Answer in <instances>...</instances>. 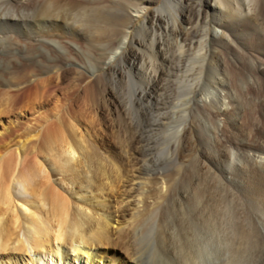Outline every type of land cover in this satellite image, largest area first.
I'll list each match as a JSON object with an SVG mask.
<instances>
[{
    "label": "bare ground",
    "instance_id": "bare-ground-1",
    "mask_svg": "<svg viewBox=\"0 0 264 264\" xmlns=\"http://www.w3.org/2000/svg\"><path fill=\"white\" fill-rule=\"evenodd\" d=\"M95 1L0 0L1 32L24 36L0 38V264H143L133 233L152 211L158 264H264V0H172L171 20L161 0H106L126 16L92 64V52L79 62L61 49L76 41L54 37L65 28L83 36L67 19ZM33 21L54 37L31 35ZM171 44L205 51V68L182 79L189 90L173 153L181 170L148 176L132 154L117 156L110 138L126 140L128 152L145 139L136 127L146 120L137 124L128 106L145 114L146 96L179 93ZM131 77L145 87L128 103L117 86ZM57 103L74 118L67 135L22 125L24 107L28 117ZM37 139L40 155H31ZM97 152L115 155L104 162Z\"/></svg>",
    "mask_w": 264,
    "mask_h": 264
},
{
    "label": "rangeland",
    "instance_id": "rangeland-1",
    "mask_svg": "<svg viewBox=\"0 0 264 264\" xmlns=\"http://www.w3.org/2000/svg\"><path fill=\"white\" fill-rule=\"evenodd\" d=\"M161 4L159 7V12L161 13L162 16H164L166 19H172V14L174 12L172 7V0H161ZM244 1V0H243ZM242 1V2H243ZM105 2L106 0H102V1H95L93 3H89L86 4V6L84 7V10L81 11H77L76 13L73 12L72 17H68L67 22H69V24H72L71 26L73 27H77V30H79L81 33L83 32V36H81L80 38L77 37L75 38L74 35L71 34V31L66 29L63 30V34L60 36H52L50 37L49 35H52L53 32H55L53 29H50V27H48V23H46L45 25H39L37 23V21H33V27H31L30 32L31 35L38 37L39 39L42 40H46V39H50V38H62L66 41H76V46H64L62 45L61 49L63 52H65L66 54L72 55L77 61L79 60V62L82 61H86L87 63V58L85 57L87 55L86 53V49L89 50L90 52H92L93 54V61L92 64H94L95 62L101 61L102 59H104L105 57L102 56V52H104L103 49V43H104V35H108L111 34L113 32V30L121 23V21H123L125 19L126 16V11L120 6L117 5H113V4H108L106 3L105 6ZM95 5V6H94ZM109 5V6H108ZM94 8H93V7ZM90 7V8H89ZM101 7V8H100ZM107 7V8H106ZM92 8V9H91ZM97 8H99L97 10ZM102 9V10H101ZM172 9V10H171ZM107 17V18H106ZM112 17V18H111ZM110 18V19H109ZM72 19V20H71ZM109 21V22H108ZM211 22H213V19H211ZM96 23V24H95ZM68 24V25H69ZM100 24V25H99ZM114 26H113V25ZM36 25V26H35ZM99 25V27H98ZM105 25V26H104ZM95 26V27H94ZM101 26V27H100ZM47 27V28H46ZM97 27V28H96ZM111 27V28H110ZM45 28V29H44ZM4 29V28H3ZM43 29V30H42ZM81 29V30H80ZM107 29V30H106ZM39 30V31H38ZM92 30V32H91ZM99 30V31H98ZM59 31V30H58ZM65 31V32H64ZM67 31V32H66ZM101 31V32H100ZM107 31V32H106ZM12 33H15L12 36ZM96 35H95V34ZM104 33V34H103ZM107 33V34H105ZM36 34V35H35ZM91 34V35H90ZM103 34V35H102ZM48 35V36H45ZM95 35V36H94ZM100 35V36H99ZM46 37V38H45ZM72 37V38H71ZM87 37V38H86ZM102 37V38H101ZM0 38L2 40H4V38H6L5 40H15V39H24V36L22 35L21 32H17V31H12V32H6L3 30V32H1V28H0ZM85 38V39H84ZM92 38V39H91ZM79 39V40H78ZM89 39V40H88ZM96 41H95V40ZM0 40V41H2ZM84 41V42H83ZM96 43V44H95ZM98 43V45H97ZM62 44V43H61ZM85 44V45H84ZM90 44V46H89ZM92 44V45H91ZM49 47V46H48ZM48 47L45 45L43 46V49L46 51L48 50ZM67 50V51H66ZM69 50V52H68ZM199 50V52H201V55H199V52L196 53V51H192V50H188L186 47L183 48H178L177 46H174V44H171L169 47V59H171V61H174L176 63L179 64L180 66V71L178 73H181L182 78L178 79V86H179V93L175 96H169L167 93L165 94V92L163 93L162 89L158 90L156 92V95L150 94L148 96L145 97V114L144 112L141 110V107L136 108V105H134V107L137 109H135L133 106H128L131 110V116L133 119H138L137 124L139 123L140 120H145V122L143 123L142 126H138L136 127V129L138 130V132L142 135H144V140L143 142L140 143H136L134 145V147L132 149H128V152L125 151V147H126V140H124V142L122 140H119V138L117 139L116 137L110 138V142L113 145V151L115 152V154L117 156H121V157H133L136 158L139 161V164L141 166V171L142 173H144L145 175L148 176H153L156 173H159L163 176L168 177L169 176H173V174L175 175L176 173H178L181 170V167L178 166L179 165V160L177 161V159H175L173 153H174V144H176V133L175 132V128L176 126L182 122L184 120V117H182V113H181V108H182V100L184 98V95L186 92H188L189 90V82H184L182 79L185 78V73L187 72V69L191 68L193 70V77L196 78V76L198 75V71L201 70L203 73V68L205 65V60L204 58L205 56V51H201V49H196ZM71 53V54H70ZM148 55V56H147ZM145 56L149 57L148 52L145 54ZM199 62V63H198ZM202 65H201V64ZM200 65V66H199ZM199 66V67H198ZM196 74V75H195ZM165 79H168L169 81L173 78L171 76H169L168 74L164 76ZM135 81V78L131 77L128 80H124L121 81V83L117 86V89L119 92H121V96L122 97H126L125 99H127L128 103H130L131 100H134V96H132V91L133 88L137 85L140 86H144L145 84L143 82H138ZM140 83V84H139ZM143 83V84H142ZM131 87H130V86ZM134 85V86H133ZM101 85L99 84V87ZM129 86V87H128ZM149 86V85H148ZM120 87V89H119ZM122 88V89H121ZM125 88V89H123ZM29 86L26 89V93H28L29 90ZM186 89V90H185ZM188 89V90H187ZM162 91V92H161ZM30 92V90H29ZM130 92V93H129ZM159 92V93H158ZM127 93L130 95H127ZM162 93V94H161ZM123 94V95H122ZM158 94V95H157ZM161 94V95H159ZM164 94V95H163ZM153 95V96H152ZM166 95V96H165ZM183 95V96H182ZM152 97V99L150 98ZM156 97L158 99H156ZM162 97V98H161ZM169 97V100H168ZM149 98V99H148ZM182 98V99H181ZM130 99V100H129ZM168 100L166 102V100ZM174 101H173V100ZM161 100V101H160ZM154 101V104H153ZM160 101V102H159ZM170 101V102H169ZM148 102V103H147ZM160 103V104H159ZM32 105H29L30 107L34 106V103H31ZM157 104V105H156ZM164 106H163V105ZM129 105V104H128ZM148 105V106H147ZM151 105V106H150ZM162 105V106H160ZM153 106V107H152ZM165 107V108H164ZM25 108V109H24ZM22 110V112H17L20 118L22 119V122L26 128L31 129L34 128L33 126L35 124H40L38 125V128L35 129V131H32V133H37L39 131V134L43 131L47 129V132L52 135H56L58 134V130L61 132H59V134H65L67 135L68 132L67 131V127H66V121L72 122L74 123V118L71 114V112H69V109H66L65 106L60 107L57 103L56 106L54 105H49L46 106L45 108H42L41 110H39L40 112H37L35 114L24 116L23 111L30 113V110H28L26 107H24ZM56 108V109H55ZM154 108V109H153ZM64 110L62 112V110ZM161 109V110H160ZM27 110V111H26ZM69 110V111H68ZM151 110V111H150ZM158 110V111H157ZM66 111V112H65ZM158 113H157V112ZM161 111V112H160ZM165 111V112H164ZM46 112V113H44ZM134 112V113H133ZM150 112V113H149ZM160 112V114H159ZM156 115H154V114ZM243 117H247L248 113L245 111L243 112ZM61 114V115H60ZM64 117H63V115ZM44 115V116H43ZM57 119H55V117ZM134 115V116H133ZM154 115V116H153ZM161 115V116H160ZM60 116V117H59ZM164 116V117H162ZM33 117V118H32ZM45 117V118H44ZM48 117V118H47ZM54 117V118H53ZM72 119H69V118ZM155 117H157L156 119H154ZM174 117V118H173ZM32 118V119H31ZM41 118V119H40ZM43 118V120H42ZM148 118V119H147ZM59 119H61L59 121ZM161 119V120H160ZM247 119V118H246ZM32 120V122H31ZM38 122H37V121ZM49 123H51V126ZM73 120V121H72ZM158 122H157V121ZM36 121V122H35ZM47 123H46V122ZM51 121V122H50ZM56 123H54V122ZM147 121V122H146ZM28 122V123H27ZM44 122V123H43ZM53 122V123H52ZM62 124H61V123ZM136 122V121H135ZM135 122L132 123V125H137L135 124ZM153 122V123H152ZM157 122V123H156ZM165 122V123H162ZM58 123V124H57ZM26 124V125H25ZM29 124V125H28ZM55 124V125H54ZM57 124V125H56ZM60 124V125H59ZM145 124V125H144ZM163 124V125H162ZM175 124H177L175 126ZM31 125V127H30ZM54 125V127H53ZM158 125V126H157ZM42 126V127H41ZM44 126V128H43ZM46 126V127H45ZM49 126V127H48ZM64 126V127H63ZM60 127V128H59ZM142 127V128H141ZM153 129H151V128ZM64 128V129H63ZM43 129V130H42ZM49 129V130H48ZM55 129H56V133H55ZM58 129V130H57ZM147 130V131H146ZM148 132V133H147ZM33 133V134H34ZM155 133V134H154ZM50 134V135H51ZM148 136H147V135ZM151 136V137H150ZM153 137V139H152ZM84 138V137H83ZM115 138V139H114ZM147 138V139H146ZM151 138V140L149 139ZM41 139H37L34 142H30L29 143V153L31 155H40L39 154V145ZM117 140V141H116ZM174 140V141H173ZM116 141V142H115ZM146 141V142H145ZM122 142V143H121ZM151 142V144H149ZM38 143V144H37ZM117 143V144H116ZM120 143V144H119ZM125 146H124V145ZM173 144V145H172ZM142 145V147H141ZM122 146V147H121ZM152 149H151V148ZM38 148V150H37ZM138 148V149H137ZM124 151H123V150ZM150 149V150H148ZM120 150V151H119ZM1 151V150H0ZM148 151V152H146ZM133 152V153H132ZM36 153V154H35ZM102 153V152H101ZM98 153L96 154L97 158H99L100 160L105 161V157L107 158L108 156H110V154H114L112 152H107V153ZM141 153V154H140ZM143 153V154H142ZM29 154V155H30ZM104 154V155H103ZM114 154V155H115ZM132 154V155H131ZM135 155L137 157H135ZM140 155V156H139ZM235 154H233V156L231 157V161L232 160H236L234 159ZM100 156V157H99ZM103 156V157H102ZM141 157V158H140ZM104 158V159H103ZM149 158V159H147ZM164 158V159H163ZM151 159V160H150ZM157 159V160H156ZM146 161V162H145ZM145 167V168H144ZM156 168V169H155ZM179 168V169H178ZM163 170V171H162ZM155 171V172H154ZM162 171V172H161ZM176 172V173H175ZM167 173V174H166ZM171 173V174H170ZM166 174V175H165ZM151 182V181H149ZM151 185V183H148ZM154 215V216H152ZM145 220L141 221L137 226V229L135 230V232L133 233V240H135L134 243V248L137 250L140 254H141V260L143 262V264H158L160 259L162 258V254H163V249L162 248V241L160 240V218L159 215L157 214V212H150V214L146 215ZM153 222V223H152ZM144 223V224H143ZM147 223V224H145ZM159 223V224H158ZM147 225V226H146ZM149 225V226H148ZM140 226V227H139ZM144 227V229L142 228ZM147 227V228H146ZM146 228V229H145ZM140 229V230H139ZM159 229V230H158ZM138 230V231H137ZM142 230V231H141ZM144 230V231H143ZM152 230V231H151ZM146 231V233H144ZM137 232V233H136ZM152 232V233H151ZM144 233V234H143ZM148 234V235H147ZM141 235V236H140ZM138 236V237H137ZM150 236V237H149ZM143 237V239L141 238ZM145 237V238H144ZM147 237V238H146ZM137 238V239H135ZM139 238V241H138ZM151 240H150V239ZM137 240V241H136ZM145 240V241H144ZM150 240V241H149ZM156 240V241H155ZM160 240V241H159ZM142 241V242H141ZM137 242V243H136ZM147 242V243H146ZM143 243V244H142ZM146 243V244H145ZM157 243V244H155ZM160 243V244H159ZM150 244V245H149ZM141 245V246H140ZM143 245V246H142ZM156 245V246H155ZM137 246H140L138 248H136ZM145 246H148L145 247ZM145 247V248H144ZM151 247V249H150ZM144 249V250H142ZM150 250V251H149ZM152 250V251H151ZM144 253H143V252ZM154 251V252H153ZM148 252V253H147ZM147 253V254H146ZM155 253V254H154ZM143 254V255H142ZM164 255V254H163ZM150 256V258H149ZM153 256V257H152Z\"/></svg>",
    "mask_w": 264,
    "mask_h": 264
}]
</instances>
